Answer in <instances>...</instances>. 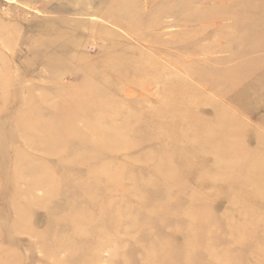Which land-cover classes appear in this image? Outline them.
<instances>
[{"label": "rangeland", "instance_id": "374dc122", "mask_svg": "<svg viewBox=\"0 0 264 264\" xmlns=\"http://www.w3.org/2000/svg\"><path fill=\"white\" fill-rule=\"evenodd\" d=\"M224 1L0 0V264L77 262L81 250L67 261L72 251L52 247L71 238L82 219L95 228L106 223L108 242L90 264L178 263L183 252L188 257L183 240L193 230L219 234L210 246L194 243L191 264H264V0L237 9ZM164 80L173 83L160 91ZM186 82L198 92L185 96ZM207 94L229 110L216 133L235 134L182 162L178 126L159 131L156 120L164 111L186 117L172 103L178 98L201 101L199 114L211 117L222 104L207 105ZM138 138L142 147L131 151ZM68 142L78 143L76 157H63ZM91 148L93 162L72 163ZM59 164L63 178L52 171ZM108 165L100 174L112 180L97 175ZM116 167L132 177L114 180ZM171 169L178 179L169 177ZM53 177L62 178L57 196L47 193ZM211 179L217 182L194 196ZM181 185L182 194L167 196ZM86 186L101 193L91 198ZM30 194L47 200L29 205ZM188 208L217 221L185 219Z\"/></svg>", "mask_w": 264, "mask_h": 264}, {"label": "bare ground", "instance_id": "6f19581e", "mask_svg": "<svg viewBox=\"0 0 264 264\" xmlns=\"http://www.w3.org/2000/svg\"><path fill=\"white\" fill-rule=\"evenodd\" d=\"M222 1H224V0H222ZM259 0H226V1H224V2H228L230 5L232 4V7H234V8H236L237 9V6H241V7H247V6H250V4H259V5H262L263 3L260 1V2H258ZM258 5V6H259ZM196 14H197V12H196ZM100 17H102V16H100ZM96 19V18H95ZM100 19V18H99ZM97 20V19H96ZM189 23V22H188ZM187 22L184 24V26H187V24H188ZM107 27V30H108V32L112 35V33H111V31H112V26H106ZM113 42L112 41H110L109 43H107L106 44V47L104 48V51H107V50H110L109 48L111 47V46H113ZM100 51H102V49H100ZM112 56H111V58L113 59V60H115L116 59V57H118V54L117 55H115L114 56V54H115V52H114V50H112ZM49 66H51L50 65V63L48 64ZM173 82H167L166 80H164L163 81V83L161 82L159 85V89H160V91H162V90H164V89H166V88H168L167 86H170L171 84H172ZM186 84L188 85L187 87H189V89L186 91V90H184V91H182V93L185 95V96H191L190 95V93H195V92H198V89H199V86H194L193 84H191V82L190 83H187L186 82ZM205 85H209L208 83H204ZM154 92V91H153ZM152 94V93H151ZM177 97H180V98H182V96H181V90H180V92H178V96ZM204 99H205V101H204ZM203 102L204 103H206L207 105L208 104H214V103H217V106H218V103H221L222 105H220L219 106V109H214L213 111H211V113H212V115H211V117H209V114H205V115H201V114H199V112H198V107H199V105L200 104H202V102L200 101V102H195V103H191V102H189V103H184V101H181L179 98H178V100L176 99L174 102H172V103H177L178 104V106H180V107H185V106H192L193 108H189L187 111H186V109H184L183 110V108L181 109V110H179L178 111V115H181V114H184V115H186V117H180V116H178V117H176L175 115H171V116H169V114H166L167 113V111H164V112H161L159 115H158V118H159V120H156V121H158V124H160L159 125V127H158V129H159V131H163V130H167V131H171L172 130V128L174 127V125L175 126H178L177 127V132L178 133H180L181 135H182V137H179L180 139H183L185 142H187V141H192V143L191 144H187V143H185V142H183V141H179V143L183 146V149H182V154H181V157H180V160L182 161V162H186V160H187V158L188 157H190V155H195L196 154V150H197V148H201V149H208V146H211V144H220V143H222L223 141H225L226 139H227V137H229V135H230V137L232 136V135H234L235 134V132H221V133H216V132H218V130L220 129V128H217L216 126L218 125V124H220L222 121H224L225 119H227V115H228V111L229 110H226V107H225V104L223 103V101H222V99H219V100H217V98H215V100L214 101H211V102H209L208 101V94L205 96V97H203ZM172 103H170V104H172ZM169 104V103H168ZM169 104V105H170ZM221 107V108H220ZM236 112H237V107H236ZM131 114V113H130ZM236 114V113H235ZM237 115V114H236ZM174 117V118H173ZM126 121V120H125ZM125 121L123 122V123H121L122 124V126H123V124L125 123ZM127 122V121H126ZM118 123V122H117ZM226 122H224V124H225ZM120 124V125H121ZM127 123H125V125H126ZM157 124V125H158ZM223 124V125H224ZM126 129L128 128V125H126V127H125ZM117 129V128H116ZM119 129H121V128H119ZM110 130V129H109ZM118 130V129H117ZM122 130V129H121ZM130 130H132V133H134V129H132V127L130 128ZM129 131V130H128ZM132 133L130 132V135H132ZM125 137H127L126 135H125ZM127 138H129V137H127ZM140 138V137H139ZM139 138H138V142H135V141H131V143L130 144H128V147H130L131 149V151H134V150H137V149H139V148H141L142 147V139H144V138H142L141 140H139ZM160 143V142H159ZM78 144V143H77ZM77 144H71V143H67V144H65L64 146V150H66L67 152L66 153H64L63 152V157H67L68 155L70 156L71 154H74V155H72L73 157H76L78 154H77ZM215 146V145H214ZM30 147L33 149L34 148V144H31L30 145ZM169 147V146H168ZM216 149V148H215ZM210 150V149H209ZM93 151V149L91 148V151H90V153H89V155H85V156H83V157H79L77 160H74L73 159V161L74 162H72L73 164H75V166H77V167H80V166H82L83 164H85V165H88V164H90L91 162H93L94 161V158H95V156L93 155V154H91V152ZM208 151V150H207ZM218 151V150H217ZM222 151V150H221ZM184 152V153H183ZM220 152V151H219ZM218 152V153H219ZM174 153V152H173ZM220 154H221V152H220ZM122 154H120V155H112L111 154V157L113 158V160H114V162L116 161V162H119V160H121L122 161V157H120ZM20 156V155H19ZM18 157V156H17ZM99 157V156H98ZM170 157V156H169ZM216 157V156H215ZM35 159H37L36 157H34ZM172 158V157H171ZM27 160H28V158L27 159H25L24 158V156L22 155L21 156V160H20V162H22V165H26V166H28V162H27ZM170 161V160H169ZM172 161V160H171ZM212 161V160H211ZM85 162H87V163H85ZM133 162H135V161H133ZM206 163H211V162H206ZM256 164H259L260 162L259 161H256L255 162ZM115 164H117V163H115ZM137 164V163H136ZM139 165V164H138ZM51 166H53V165H51ZM50 166V167H51ZM64 166H68L67 165V163H65L64 164ZM106 167V168H105ZM105 167H102V168H99V170H97L98 172H97V175H99L100 177H103L102 179H104V180H112V177L110 176V175H108V176H102L100 173H102V171L103 170H105V169H107V168H109V165L108 166H105ZM21 168V167H20ZM29 168L30 169H32L33 170V168H31V166H29ZM28 168V169H29ZM36 167H34V169H35ZM53 169H52V171H53V173H56V174H60L61 176H62V174H63V172H64V168L59 164L57 167H52ZM225 169V168H224ZM108 170H110L111 171V169H108ZM23 171V170H22ZM28 172V171H30V170H24L23 171V173H25V172ZM85 171V174H87L88 175V171L90 172V173H92L93 171L91 170V169H89L88 170V168H86L85 170H83V172ZM115 171H118L119 173H117V174H115ZM125 171H127L126 169H124V168H119V167H116L115 169H114V177H113V179L114 180H117V179H121V178H123V179H127V177H129L128 179H130L132 176H131V174L129 175V176H125V174H124V172ZM123 173V176L121 175ZM222 173H223V170H222ZM120 174V175H119ZM216 174H217V172H214L212 175H211V178H214V177H216ZM178 176H179V172L178 171H176L175 169H171L170 170V173H169V177L171 178V179H173V178H176V179H178ZM121 177V178H120ZM62 178H63V176H62ZM62 178L60 179V180H57V178L56 177H53V186L52 187H50V189H49V192H47V193H50L51 195H55V196H57V194L58 193H60V192H62V187L61 188H59V184H61V180H62ZM256 178V177H255ZM122 180V179H121ZM262 181H261V185H260V187L261 188H263V191H264V178L263 179H261ZM168 182V181H167ZM217 182V180H215V179H211V180H207L204 184H202V185H200V186H196L195 188H194V196H196V195H199V193L205 188V187H209V186H207L208 184H214V183H216ZM44 184V183H43ZM43 184H41V183H39L38 182V184L37 185H43ZM33 185H35V183L33 184ZM87 188H90L91 190H92V192L88 195L89 197H91V198H94V197H96V195H98L99 194V192L101 193V191H99V190H97V189H95V187H88V186H86ZM183 186L181 185V186H179V188L177 189V190H172V191H167L168 193H167V196H172V195H179L180 193L182 194L183 193V190L181 189L180 190V188H182ZM32 189H33V187H32ZM35 189V188H34ZM139 189V188H138ZM144 188H141L140 190H139V195L141 196V193L142 194H144L143 193V190ZM161 192V191H160ZM107 193V192H106ZM135 193L137 194L138 193V190H136L135 191ZM159 193V192H158ZM264 193V192H263ZM161 194L163 195V192H161ZM258 196V193H255L254 195H253V197H257ZM30 197H31V199H33L30 203H29V205L31 204H40V205H42V203H43V201H46L47 200V198L46 197H44V200L42 201L41 200V198H35V196L32 194H30ZM46 199V200H45ZM193 198L192 197H190L188 200H192ZM205 199L206 200H211L212 198H208V196H206L205 197ZM155 210V212H156V214H159V215H164V214H166L167 212H166V210L165 209H163V210H160V211H157L156 209H154ZM185 210V211H184ZM56 212H58L57 210H55V212L54 213H56ZM120 212V210H118L116 213H115V215L117 216V215H120V221L118 222V223H115V227H116V230L117 231H121L122 230V215L119 213ZM182 215L184 216H190L191 218L193 217V220H194V222L196 223V222H198V221H200V220H206V223L208 224V225H210V224H213V223H211V222H215V221H217V218L214 216V217H211V216H208L207 214L206 215H204V214H202V215H200L198 212H195V210H193V209H190V208H188V209H183L182 210ZM57 214V213H56ZM180 214V213H179ZM184 216V218L185 219H187L186 217ZM174 218H176L175 219V227H177L176 226V224H178L179 225V222H180V220H179V218H177V217H174ZM183 218V217H182ZM184 218H183V220H184ZM196 218V219H195ZM113 222V221H112ZM21 223V227H22V225H23V223H22V220L19 222V224ZM137 220H135V226H137ZM92 224H90L89 226H88V220H87V222L84 220V219H82L81 220V225H80V227L79 226H77L76 224H74V226H75V232H73V234H72V237L71 238H66V239H63L62 241L63 242H57V246H55V244L53 245V247H52V249L54 250L55 248V250L56 251H59L60 249H64V250H66L67 252H69V251H72V253L73 254H75L76 252H78V251H80L81 250V252H82V254H81V256L80 257H78V258H76L75 260L77 261V262H75V263H73V264H90L91 263V261H95V262H98V253H96V250H99L100 249V247L104 244V243H107L108 241L107 240H105L107 237L105 236L104 237V233L102 232V230H105V228H106V223L105 222H103L102 221V223L101 224H99V223H97L96 225H98V227L97 228H95L96 226L94 225V226H91ZM28 226V225H27ZM21 230H23V231H25L26 230V228H24V229H22L21 228ZM97 231H98V233H97ZM125 232L127 231V229H125L124 230ZM129 233V232H128ZM132 233V231L130 232V234ZM118 234H122V231L120 232V233H118ZM208 234H211V233H205V234H198V233H196V232H194V230L193 231H191V232H189L188 234H187V237L186 238H184V242H185V244H187L186 246H185V248L186 249H184V250H186V255L188 256V257H186L185 256V252H183L182 253V257H180V259L178 260L179 262L178 263H174V264H191V263H193L194 262V257H193V255H194V253L196 252V250L198 249V247L197 248H195V245H194V243L197 241V242H199L200 243V248H203V246H201V245H203V243L206 241V245L208 244L209 246L212 244L211 242H212V238H214V237H216L217 236V234H219V233H213L212 235V237L209 235V236H207ZM132 235V234H131ZM200 235V236H199ZM199 237H200V239H199ZM118 238V237H117ZM116 239V238H115ZM210 239H211V241H210ZM141 241V240H140ZM258 239L255 241H253L252 242V244H254V246H256L257 244H259L258 242ZM93 242V243H92ZM262 241H260V243H261ZM262 245H264V243H262ZM187 246H188V248H187ZM212 247H213V245H212ZM211 247V248H212ZM199 248V249H200ZM48 249V248H47ZM48 250H50V249H48ZM211 250V249H210ZM212 251V250H211ZM93 252H95V255L94 256H92L93 255ZM213 252H214V250H213ZM214 254V253H213ZM79 255V253H77V254H75V255H70L66 260L68 261L69 259H73V258H75V256H78ZM173 256V255H172ZM171 256V257H172ZM99 259H100V257H99ZM153 260H154V264H159L160 262L158 261V260H156L155 258H152V262H153ZM66 261V262H67ZM209 261V260H208ZM223 259H219V262H218V264H223ZM21 262V260L19 259L18 260V262L17 263H20ZM190 262V263H189ZM211 262L213 263V261L211 260ZM25 262L24 261H22V264H24ZM212 263H210V264H212ZM45 264H49V263H45ZM69 264V263H68ZM213 264H217V263H213Z\"/></svg>", "mask_w": 264, "mask_h": 264}]
</instances>
